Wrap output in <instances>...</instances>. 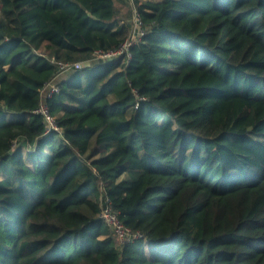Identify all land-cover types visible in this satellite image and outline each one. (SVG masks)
<instances>
[{
	"label": "trees",
	"instance_id": "1",
	"mask_svg": "<svg viewBox=\"0 0 264 264\" xmlns=\"http://www.w3.org/2000/svg\"><path fill=\"white\" fill-rule=\"evenodd\" d=\"M0 264H264V0H0Z\"/></svg>",
	"mask_w": 264,
	"mask_h": 264
},
{
	"label": "built area",
	"instance_id": "2",
	"mask_svg": "<svg viewBox=\"0 0 264 264\" xmlns=\"http://www.w3.org/2000/svg\"><path fill=\"white\" fill-rule=\"evenodd\" d=\"M131 1V0H130ZM132 26L129 37L124 41V43L114 51L100 53L98 52V57L103 59H113L120 57L126 54L127 57H130L129 48L139 40V38L144 33L143 24L141 19L136 14L135 10L133 11ZM59 69L61 71H69L81 68L83 64L81 63H59ZM59 87L54 83L50 82L43 88V97H48L52 93L58 92ZM33 113H37L42 115L43 122L46 128V132H50L51 130H57V126L53 116L50 114L47 106L41 102L39 107L33 111ZM99 217L102 221L110 227L112 230L116 240L118 248L122 247L123 245L133 242L134 240L141 239L143 237L142 233L138 230H133L130 227L124 225L118 218V214L112 208V203L109 198H105L101 201V211Z\"/></svg>",
	"mask_w": 264,
	"mask_h": 264
},
{
	"label": "rangeland",
	"instance_id": "3",
	"mask_svg": "<svg viewBox=\"0 0 264 264\" xmlns=\"http://www.w3.org/2000/svg\"><path fill=\"white\" fill-rule=\"evenodd\" d=\"M85 213L89 214L88 210L84 209ZM145 221V217H141L140 221H139V225H138V228H142V224L144 223ZM144 250L147 252V249L146 247L144 248Z\"/></svg>",
	"mask_w": 264,
	"mask_h": 264
},
{
	"label": "crops",
	"instance_id": "4",
	"mask_svg": "<svg viewBox=\"0 0 264 264\" xmlns=\"http://www.w3.org/2000/svg\"><path fill=\"white\" fill-rule=\"evenodd\" d=\"M139 1H153V2H160L161 0H139Z\"/></svg>",
	"mask_w": 264,
	"mask_h": 264
}]
</instances>
